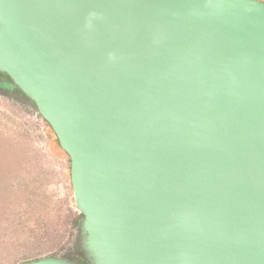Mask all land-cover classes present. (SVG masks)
<instances>
[{"label": "water", "instance_id": "obj_1", "mask_svg": "<svg viewBox=\"0 0 264 264\" xmlns=\"http://www.w3.org/2000/svg\"><path fill=\"white\" fill-rule=\"evenodd\" d=\"M0 73L69 155L88 264H264V1L0 0Z\"/></svg>", "mask_w": 264, "mask_h": 264}, {"label": "rangeland", "instance_id": "obj_2", "mask_svg": "<svg viewBox=\"0 0 264 264\" xmlns=\"http://www.w3.org/2000/svg\"><path fill=\"white\" fill-rule=\"evenodd\" d=\"M81 217L55 132L16 87H0V264L47 256L88 264Z\"/></svg>", "mask_w": 264, "mask_h": 264}, {"label": "flooded vegetation", "instance_id": "obj_3", "mask_svg": "<svg viewBox=\"0 0 264 264\" xmlns=\"http://www.w3.org/2000/svg\"><path fill=\"white\" fill-rule=\"evenodd\" d=\"M5 76L3 74L0 73V87H4L6 84L2 83L1 80L4 79ZM68 259H71V257H66ZM72 260V259H71ZM78 263V262H77Z\"/></svg>", "mask_w": 264, "mask_h": 264}, {"label": "trees", "instance_id": "obj_4", "mask_svg": "<svg viewBox=\"0 0 264 264\" xmlns=\"http://www.w3.org/2000/svg\"><path fill=\"white\" fill-rule=\"evenodd\" d=\"M6 86H7V85H5L4 87H6ZM7 87H10V86H7ZM17 89L21 92V90H20L19 88H17ZM32 104H34V103H32ZM36 108H37V107H36ZM46 122H47V121H46ZM47 123H48V122H47ZM48 125L50 126L49 123H48ZM50 127H51V126H50ZM57 140H58V138H57ZM58 142H59V140H58ZM69 160H70V158H69ZM70 166H71V165H70ZM81 215H82V214H81ZM79 217H80V216H78L77 219H79Z\"/></svg>", "mask_w": 264, "mask_h": 264}]
</instances>
